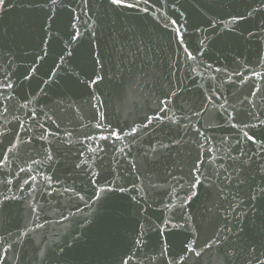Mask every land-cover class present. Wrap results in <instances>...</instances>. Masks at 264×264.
Here are the masks:
<instances>
[{
    "label": "water",
    "instance_id": "1",
    "mask_svg": "<svg viewBox=\"0 0 264 264\" xmlns=\"http://www.w3.org/2000/svg\"><path fill=\"white\" fill-rule=\"evenodd\" d=\"M11 2L16 6L0 12V82L7 76L13 85L0 88V159L7 156L0 164V264H121L122 258L128 264H257L247 251L226 258L232 248L213 243L217 232L222 239L226 228L236 233L240 227V239L230 241L242 248L252 244L264 262V196L249 198L250 185H264L258 167L264 151L243 136L247 131L264 138V0H150L141 4L147 13L113 10L106 0H88L81 10L83 0H71L80 41L67 34L73 31L68 9L57 7L59 19L48 22V37L41 32L47 9ZM237 13L246 18L231 23ZM175 27L183 43L173 38ZM92 31L99 38L92 47L102 44L105 54L99 88L80 83L91 71ZM42 49L48 52L43 60ZM62 50L72 52L63 64ZM25 68L39 71L25 78ZM93 91L103 101L98 110L92 106L97 101L90 102ZM99 112L111 129L94 127ZM133 127L138 132L127 135ZM111 130H122L123 139H99ZM93 135L95 140L86 139ZM17 137L24 143L17 144ZM241 151L252 158L240 173L244 184L233 171L238 162L230 159ZM198 155L206 179L200 198L185 208L192 219L161 235L156 226L163 228L165 219L184 223L179 209L166 206L178 203L173 189L181 178L187 181ZM141 224L146 235L137 245ZM194 238L201 255L181 252L182 243Z\"/></svg>",
    "mask_w": 264,
    "mask_h": 264
},
{
    "label": "snow or ice",
    "instance_id": "2",
    "mask_svg": "<svg viewBox=\"0 0 264 264\" xmlns=\"http://www.w3.org/2000/svg\"><path fill=\"white\" fill-rule=\"evenodd\" d=\"M107 5L112 8L113 10L116 9H136L139 11H143L145 13H147L149 11V8L147 7H143L141 8V4L147 5L150 3V0H106ZM88 4V0H83V3L80 5L81 10H83V8L85 6H87ZM16 5L14 3L11 2V0H0V12L4 11L5 8H11V7H15ZM22 6L24 7H28V8H35V9H40V10H44L47 9V11L43 12V18L41 20V32L43 35H47L48 37H53V32L49 31L50 28V24L48 22H51L52 24H55L57 22V19H59L58 13L56 11L57 7L60 8H64V9H68V25L67 27L71 28L73 31L68 32V36L70 38V41L72 40H76V41H80L83 39V34L80 32V30L76 27V24L73 22V13L75 12V9L71 7V0H67V2H65V0H27L26 4H23ZM153 7H155V5H153ZM261 8H264V4H261ZM177 11H179L177 9ZM253 15L252 11L247 12V16L250 17ZM246 17L244 15H241L239 13L236 14V16H234L231 20V23H236L237 19H245ZM76 19H79V17H76ZM170 19V18H169ZM93 23H96V21H93ZM170 23L171 25H176L177 21L174 19H170ZM169 26L168 23L164 24V27L167 28ZM227 27V25H225ZM249 35H252V33H249ZM174 39H176L179 43H183V32L181 31L180 27H175L174 29ZM93 39H99L97 37V33L95 31H92L90 34V38L88 40V54L91 58V71L87 74V80H83L80 81V83L84 84L85 87H90V86H95L96 88H99L100 85L104 82L105 80V75H102L101 73L103 72L104 68H105V54L103 51V45L101 44L99 47L97 48H93L92 47V43H93ZM69 41V42H70ZM69 42H66V47L68 45ZM41 43L43 44H47L48 42L43 40L41 41ZM43 51V56L40 57L41 60L44 59V57L48 56V52L47 51ZM184 51L187 53L188 59L194 60L195 57L188 52L187 48L184 49ZM62 52L64 53L63 55L59 56V60L61 62V64H63L65 62V56H71L72 52L71 51H64L62 50ZM33 63H35V59L33 60ZM261 63H264V61H262ZM60 65H57V67H59ZM51 70V69H50ZM39 71V68H33L32 72H29L27 68L24 69V72L21 73V75H24L25 78L31 77V78H35L33 76L32 73ZM48 73H45V75H47ZM77 78H79V73H76ZM253 76H260V73L258 72H253L252 73ZM43 83L47 84L48 81L45 80L43 81ZM0 88H5V89H11L13 88V85L11 83L7 82V76L5 77L3 82H0ZM257 92H259V89H257L256 92H252L251 95L255 96L257 94ZM0 95H2V93H0ZM90 102L91 100H95L97 101V104H93L92 106L94 108H97L98 110V105L102 104L103 101L100 100V97L98 95L95 94V92H90ZM172 95H175V93H172ZM245 99H247V97H245ZM162 103H166V102H162ZM253 107H255V105H252ZM22 107H26V105H22ZM163 110V109H162ZM5 111H7V109H5ZM248 117H253V113L248 112L247 113ZM259 114H256V116L254 118L258 119ZM145 119H148L147 117H145ZM106 120V116L103 112H99V120L95 123L94 127L96 129H104V128H108L111 129L112 125L111 124H105L104 121ZM152 121L149 120V123H151ZM259 124L260 125H264V119H260L259 120ZM235 126V125H234ZM143 127H147V125H143ZM245 128H250L252 130H254L257 125L256 124H245L244 125ZM138 128L133 127L131 129V131L129 133H127V135L131 136L134 133L138 132ZM122 130H111L109 131V134L107 136L105 135H101L99 137L100 140H108L111 137H115L116 140H121L123 139V136L121 135ZM243 136L245 137L246 140L248 141H252L253 143H256L258 145L261 146V151H264V138H256L255 133L253 135H249V133L247 131L243 132ZM261 137H264V130L261 131L260 133ZM44 137L41 136V139H43ZM97 137L95 135L93 136H86V139H90V140H95ZM17 139V144H21L24 143V141H21L19 139V137L16 138ZM31 139V137H29V140ZM178 143V142H177ZM239 143V141H238ZM17 147L16 144L13 145V148ZM161 148H167L168 145L166 144H161L160 145ZM198 147H202V145H198ZM12 149H9V151H11ZM88 151L94 152L96 151V149H88ZM121 151H123V149H121ZM153 152L156 151L155 148L152 149ZM212 150L209 149V152H211ZM145 155H147V153H145ZM254 155H256L254 153ZM242 157H246L245 159H241ZM48 159H52L51 154H48ZM211 159L213 161H215V157H211ZM230 159H232L233 161L238 162L239 167H236L233 169V171L236 173V179L238 181L239 184H244L245 180L241 179L240 177V173L241 171L247 166L249 165V163L252 161V158L248 156V154L246 152L241 151L240 156H236V157H230ZM7 161V156H3L2 159H0V164H5ZM83 163H87V161H83ZM203 164V160L201 159L200 155L197 156L196 160L193 162L192 166H191V170L189 172V178L187 179V181L185 182L183 180V178H181V181H178L179 183V189H173V191L175 192V199L178 201V203L176 204H170L167 205L166 207L170 208V209H179L180 215L177 217V219H182L184 221V223H172V221L170 219H165L163 221V228L160 227V225H157L156 228L160 229L159 234H163V232L165 231V229H168V226L171 225L172 228H176V229H180L184 227V224L188 223L192 217L191 215L185 211V208H191V205L193 203H195L201 196L200 193V188L204 185V180L206 179V177L204 176V173L201 171V165ZM77 168H79L81 165L80 164H76L75 165ZM135 166V165H133ZM221 167H223V165H221ZM260 172L264 173V165H258ZM26 169H20L21 172H24ZM30 170V169H29ZM227 171V170H225ZM232 175L228 174L225 176L226 180H232ZM29 179L31 180H35V177H29ZM46 179L50 180V177H46ZM8 183H10V181H8ZM25 184L28 183V180L24 181ZM250 192H249V198L250 200H256L257 199V194L260 196H264V185H258L256 187H252L251 185L249 186ZM121 191H124L125 189H120ZM180 193H183V195H181ZM5 200H8L9 197H4ZM243 215V213L241 214ZM140 229L141 231L138 233L137 238H136V244L140 245L141 243H143L142 241V237H144L146 235V230H145V226L143 224L140 225ZM225 231L228 233L227 235H224L222 237V239H220V233L217 232L216 233V237L217 239H215L213 241V243H225L227 245V247L232 248V251H227L225 250V257L229 258L233 255H239L241 251H247L248 255L250 257H252L253 260L257 261V264H264V262L259 261L258 257L255 255V248L252 246V244H248L245 245L243 248L239 245L234 243V241H230L231 237H234L235 240H239L240 237L238 235V233H243L244 232V228L240 227L237 228L236 233H233L232 228H226ZM261 235L262 237H264V217H261ZM3 238L0 237V240H2ZM197 241L196 239H192L190 241H188L187 243H182V247H181V252H188V253H194L196 256H200L201 252L203 251V248H201V251L198 252L196 251V247H197ZM211 245L209 244H205L204 247H210ZM11 245L8 246V248H10ZM3 251L6 253L8 251L7 248L3 249ZM61 251H63V249H61ZM167 251V243L165 242L163 245L160 246V256L163 257L165 255V252ZM181 260H184L185 257L181 256L180 257ZM121 264H128V261L123 260V258L121 259ZM168 264H172L171 261H168ZM249 264H251V260L249 261Z\"/></svg>",
    "mask_w": 264,
    "mask_h": 264
}]
</instances>
